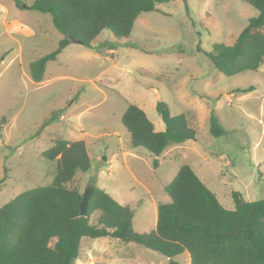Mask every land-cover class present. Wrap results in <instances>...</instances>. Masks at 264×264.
Returning <instances> with one entry per match:
<instances>
[{
    "label": "rangeland",
    "instance_id": "obj_1",
    "mask_svg": "<svg viewBox=\"0 0 264 264\" xmlns=\"http://www.w3.org/2000/svg\"><path fill=\"white\" fill-rule=\"evenodd\" d=\"M0 0V206L22 191L48 185L56 162L42 152L61 135L86 142L92 166L69 184L82 193L97 185L134 210L133 227L152 230L164 187L189 164L229 209L232 192L246 200L264 197V63L234 75L209 57L214 43L232 45L258 10L244 0H169L137 17L132 34L118 38L104 29L88 47L53 24L34 0ZM70 43L50 61L41 82L29 64ZM253 86L252 90L243 89ZM171 115L186 113L196 137L171 145L160 156L134 146L122 123L129 103L142 107L156 130ZM60 119L34 136L55 110ZM215 113L226 133L210 132ZM158 165L154 164L155 159ZM177 264H190L187 252ZM170 264V258L135 242L83 237L74 264Z\"/></svg>",
    "mask_w": 264,
    "mask_h": 264
},
{
    "label": "trees",
    "instance_id": "obj_2",
    "mask_svg": "<svg viewBox=\"0 0 264 264\" xmlns=\"http://www.w3.org/2000/svg\"><path fill=\"white\" fill-rule=\"evenodd\" d=\"M167 1L34 0L30 8L49 13L59 31L94 47L104 29L118 38L130 37L139 14ZM244 1L258 14L249 19L232 45L214 43L208 53L226 75L258 70L264 63V0ZM14 2L24 7L23 0ZM69 43V38H63L55 50L30 62L34 82L43 81L48 62L56 60ZM157 110L164 130H156L138 104H128L122 123L132 145L160 156L171 145L196 137L186 113L171 115L163 101ZM62 113L61 109L53 111L34 136ZM210 132L215 136L226 133L215 113L210 117ZM42 155L56 162L52 182L22 191L0 206V264H74L83 237L104 236L142 244L169 257L170 264H177L173 257L185 252L190 264H264V197L249 201L234 191L235 207L226 208L194 169L183 164L164 187L169 200L158 203L155 227L140 232L133 227L134 210L95 184L87 214H81L83 193L69 184L78 172H88L92 166L85 140L56 135ZM154 164L158 165L157 158Z\"/></svg>",
    "mask_w": 264,
    "mask_h": 264
},
{
    "label": "water",
    "instance_id": "obj_3",
    "mask_svg": "<svg viewBox=\"0 0 264 264\" xmlns=\"http://www.w3.org/2000/svg\"><path fill=\"white\" fill-rule=\"evenodd\" d=\"M71 39L78 43H81L79 40L75 39L74 37H71ZM91 193H92V187L86 189V191L83 193V198L81 201V214L82 215L87 214Z\"/></svg>",
    "mask_w": 264,
    "mask_h": 264
},
{
    "label": "built area",
    "instance_id": "obj_4",
    "mask_svg": "<svg viewBox=\"0 0 264 264\" xmlns=\"http://www.w3.org/2000/svg\"><path fill=\"white\" fill-rule=\"evenodd\" d=\"M93 264H95V263H93Z\"/></svg>",
    "mask_w": 264,
    "mask_h": 264
}]
</instances>
